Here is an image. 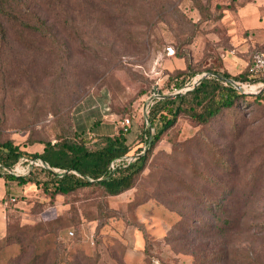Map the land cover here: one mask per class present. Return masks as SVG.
<instances>
[{
    "label": "rangeland",
    "instance_id": "374dc122",
    "mask_svg": "<svg viewBox=\"0 0 264 264\" xmlns=\"http://www.w3.org/2000/svg\"><path fill=\"white\" fill-rule=\"evenodd\" d=\"M250 1L0 0L11 5L8 20L0 17V140L33 154L77 131L93 148L99 129L77 115L91 100V122L113 133L135 116V146L145 108L186 87L174 90L171 79L185 65L178 47L199 72L191 83L225 69L233 50L250 60L255 47L236 51L231 34L234 11ZM242 92L241 104L209 125L181 116L118 196L93 187L52 197L26 185L12 202L0 264H264V100ZM134 155L135 147L124 160ZM195 190L213 202L232 192L228 213L204 210Z\"/></svg>",
    "mask_w": 264,
    "mask_h": 264
},
{
    "label": "trees",
    "instance_id": "16d2710c",
    "mask_svg": "<svg viewBox=\"0 0 264 264\" xmlns=\"http://www.w3.org/2000/svg\"><path fill=\"white\" fill-rule=\"evenodd\" d=\"M10 7L8 2L0 3L2 20H8L5 17ZM2 26L3 24L0 22V27ZM20 26L42 34L48 30L46 22L43 21L37 24L23 21ZM191 43L192 39L180 44L190 45ZM173 48L175 50L174 56H176V49ZM263 50L264 45L256 46L252 54ZM178 51H180V57L185 60V69L176 71L171 77L174 90H179L191 83L193 78L199 74L196 70L191 71V56L182 51L181 47H178ZM206 73L207 76L187 92L172 95L159 93V96L153 99L150 104L148 125L144 126L142 130L135 131V134L140 137L135 146H130L128 141V135L134 131L132 124L117 128L118 132L116 130L113 135L100 136L93 148L88 146L86 136L77 131H74L73 135L58 139L55 142H44L43 151L33 154L22 150L11 140L4 142L0 140V164L2 166L14 168L21 159L26 158L42 160L49 167L36 168L28 176L17 177L5 173L0 177L4 178L6 182H16L19 186L34 184L46 193H50L52 197L68 195L93 187L100 188L106 197H115L132 189L136 179L144 172L151 152L166 132L175 126L181 116L185 115L199 125H209L223 113L236 108L247 97L231 81L253 85L261 80L253 76L247 66L237 75H232L225 69L207 70ZM254 98L258 101L264 100V92L261 95H254ZM134 118L135 116H131L127 119L133 122ZM152 129H154V133ZM134 147V160L125 161V157L129 156ZM113 164L114 168L112 167ZM218 165L222 169L229 167V163L225 160L218 162ZM195 191L193 200L200 198L204 210L210 214L228 213L230 200L233 196L231 191V194L224 195L216 202L208 200L206 195ZM7 201L6 230L5 235L0 238V242L4 239L9 241L10 236L9 221L12 202L11 200ZM179 212L185 217L187 212L192 211L190 208H185L180 209ZM229 228L230 224L228 223L227 227L221 229L222 235H225Z\"/></svg>",
    "mask_w": 264,
    "mask_h": 264
},
{
    "label": "crops",
    "instance_id": "0c3cea01",
    "mask_svg": "<svg viewBox=\"0 0 264 264\" xmlns=\"http://www.w3.org/2000/svg\"><path fill=\"white\" fill-rule=\"evenodd\" d=\"M234 12V27L231 34L233 37L232 43L236 47V51L244 53L247 52L251 45L254 47L264 45V0H252L240 5ZM240 42L242 44H239ZM237 62L241 68L236 69ZM247 63L248 62L242 60L240 56H234L233 50L228 62H224V68L230 74L237 75L246 68ZM184 69L185 65L180 67V70ZM92 104L91 100L82 104L83 106L80 107L77 114L79 120H82L83 124L88 128L99 129L97 133H93L95 136L115 134L113 133L116 129L115 126L109 125L108 127V125H105L104 121L100 122V120L98 125L95 124V121L91 122L89 110L92 109ZM107 110L109 111V108H107ZM86 118L88 119L86 120ZM23 188L27 189V186H19L13 181L6 182L4 178L0 177V238L5 235L6 230L7 200H11L12 197L16 198L17 193Z\"/></svg>",
    "mask_w": 264,
    "mask_h": 264
},
{
    "label": "built area",
    "instance_id": "2783aa9c",
    "mask_svg": "<svg viewBox=\"0 0 264 264\" xmlns=\"http://www.w3.org/2000/svg\"><path fill=\"white\" fill-rule=\"evenodd\" d=\"M166 53L168 56H174L175 50L173 47H167ZM247 68L253 76L261 79L260 82H258L257 84H253V85L241 84V83H238V84L245 87L246 92L249 94L257 95L261 92H264V50L258 51L252 54V56L250 57V60L247 63ZM197 80L198 79H195L192 83L187 84L186 87L182 91L191 90L194 87ZM253 87L259 90L253 91L251 89ZM150 104L145 108V115H149L150 113ZM131 124H132V121L130 119H126L123 122V125L129 126ZM132 160H134V158ZM39 167L49 168L42 160H30V159L23 158L14 168H7L0 164V176L5 173L14 175L17 177L28 176L34 169L39 168ZM112 167L114 168V164L112 165ZM15 201H16V198L12 197L11 202H15Z\"/></svg>",
    "mask_w": 264,
    "mask_h": 264
},
{
    "label": "water",
    "instance_id": "95a60500",
    "mask_svg": "<svg viewBox=\"0 0 264 264\" xmlns=\"http://www.w3.org/2000/svg\"><path fill=\"white\" fill-rule=\"evenodd\" d=\"M207 76V74H204L203 76H201L200 78H198V80H197V82L195 83V85H194V87L195 86H197L198 84H199V82L204 78V77H206ZM231 83L238 89V90H240V91H242V90H245L246 91V89H245V87H243L242 85H240V84H238V83H236V82H233V81H231ZM193 87V88H194ZM192 88V89H193ZM189 91V90H188ZM185 92H187V91H185ZM177 93H184V92H182V91H178V92H176V93H174V94H177ZM261 93H263V92H261ZM261 93H259V94H261ZM259 94H257V95H259Z\"/></svg>",
    "mask_w": 264,
    "mask_h": 264
},
{
    "label": "bare ground",
    "instance_id": "6f19581e",
    "mask_svg": "<svg viewBox=\"0 0 264 264\" xmlns=\"http://www.w3.org/2000/svg\"><path fill=\"white\" fill-rule=\"evenodd\" d=\"M251 89H252L253 91H257V90H259V89H257V88H254V87H253V88H251Z\"/></svg>",
    "mask_w": 264,
    "mask_h": 264
}]
</instances>
